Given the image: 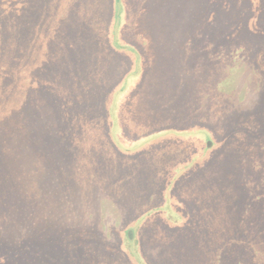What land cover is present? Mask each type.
I'll use <instances>...</instances> for the list:
<instances>
[{
	"label": "trees",
	"instance_id": "obj_1",
	"mask_svg": "<svg viewBox=\"0 0 264 264\" xmlns=\"http://www.w3.org/2000/svg\"><path fill=\"white\" fill-rule=\"evenodd\" d=\"M41 1L0 0V245L8 244L12 252L21 253L15 256L11 263L6 259L0 261V264H99L96 261L95 249L98 247L99 250L106 245L119 253L114 255H117L116 259L119 258L116 264H149L150 260L162 264L165 260L163 257L158 261L150 258L149 253L153 248L143 251L145 259L133 257L128 245L124 248L127 254L130 252L128 256L131 260L128 256L120 254L114 244H108L99 235V220H96L98 217L93 218L90 223L86 220L87 215H90L88 208L96 198H104L103 195L115 197L116 203L124 205L126 210V225L123 230L136 229L133 227L136 226L135 223L131 226L133 221L138 224L139 243L136 245L141 248L140 251L144 247V241L148 240V231L158 229L153 234L155 238L161 239L171 232L173 226H170V222L173 219L182 225L190 213L195 211L200 216L201 209L197 202L188 200L179 193L171 195L169 192L174 182L179 186L185 181H190L189 184L192 185L194 181L203 180L204 172H207V178L209 171L215 170L214 161L208 160L213 149L208 143L214 126L208 122L206 112L199 110L200 104L193 108L191 100L186 102L184 96H179L176 87L172 85L170 88L169 82L166 85L162 82L159 83V89H156L154 99L159 102L156 98L164 94L173 99L175 112H171L169 105H164V108L158 110L161 120L171 121L170 126L158 127L157 123H152L147 126L146 132L142 129H132L131 133L128 132L130 125L119 120L117 115L124 113L125 108L131 105L123 97L129 96L130 91H133L129 88L128 92L121 96L117 88L121 78L120 67L126 62L125 55L119 58L122 60L118 59L116 62L114 51L121 50H112L114 44L107 41H104V46L111 49L112 53L109 56L100 55L105 66H101L102 73L94 91L97 96L96 106L91 107L93 103L91 104L88 98L90 90L85 86L91 75V64L83 50L85 40L77 36L66 38L73 28L70 24L62 23L65 30H61L58 25L56 38L49 44L54 48L41 51L43 46L35 38L41 36L39 24H31V21L37 19L44 21L51 12V17L55 16L61 21L70 11L66 21H74L72 7L68 5L70 0H50L51 2L43 3ZM53 3L55 4L52 5ZM226 4L225 8L228 10L230 5ZM165 8L167 9V1ZM209 19H214V16L211 15ZM4 30L7 33V42ZM175 35L176 41L180 36L179 32ZM10 36L12 39L19 37L22 43L20 48L17 45H11L10 48ZM175 41L171 37H160L156 42L169 46ZM140 45L143 48L140 56L147 62L150 57L162 56L159 54L160 50H155L154 42L150 39L147 44ZM149 47L153 49L154 54H148L151 52ZM14 49L20 55L10 62V52ZM164 65L166 63L162 64ZM108 69L114 70L115 75H106ZM160 71L161 69H158L156 72ZM153 75L152 73V81ZM208 75H212V71ZM50 78L68 79L72 86L71 95L67 97V91V96H60L59 93L64 89L53 92ZM76 78L82 83H77ZM145 79L146 70L141 76V84L137 90L139 95ZM222 81L220 80L218 85ZM21 90H24V94H21ZM113 92L115 94L112 97ZM172 93L174 96H171ZM119 98L122 100L116 105L117 113L114 112L116 116L113 123L111 101ZM26 100L28 103H24ZM158 106L162 107L163 104ZM77 111L82 112L76 114ZM43 113L57 114L52 128L47 127L45 121L41 120ZM93 113L96 115L93 116ZM254 115L256 116L249 120L257 131L264 132V112L260 111L258 115ZM83 116L87 121L82 122ZM168 116L169 119L166 118ZM69 141H72L73 145L69 144ZM230 145L231 142L228 146ZM63 149L69 152L70 157ZM177 150L179 151L176 152ZM60 151L69 159H73L77 151L92 154L98 162V165L95 162L92 165L97 167L103 166V160L105 167L102 171L89 166V169L101 171V176L94 170L88 177L84 171L88 165L77 164L74 160L77 165L73 172L70 175L65 174V177H69L70 186L66 185L61 190L60 184L55 185L53 182L55 175L61 174L55 170ZM172 153L179 157H171ZM172 159L176 160L170 165ZM124 161L134 167L128 175H125L128 169H124L125 173L120 170ZM115 163L117 165L114 168ZM66 169L64 166L61 172ZM214 174L215 178H219L218 173ZM174 178L176 180L170 181ZM154 179H160L158 184L163 188L160 192L163 195L159 194L155 198L160 201L158 203H154V194H158L155 191V183L152 185ZM114 187L118 192H113ZM245 188V191H248V188ZM194 202L196 204H193ZM132 204L137 205V212L131 211ZM40 208L44 211L41 217ZM176 212L181 215L179 219ZM151 219L157 223V227L149 225ZM145 221L150 228L142 229ZM23 222L26 232L18 237ZM175 234L166 243L174 241ZM180 241L179 238L175 240L176 243ZM93 249L95 255L92 254ZM104 259L105 257H102V264H110L104 262ZM108 261H111L110 258Z\"/></svg>",
	"mask_w": 264,
	"mask_h": 264
},
{
	"label": "rangeland",
	"instance_id": "obj_2",
	"mask_svg": "<svg viewBox=\"0 0 264 264\" xmlns=\"http://www.w3.org/2000/svg\"><path fill=\"white\" fill-rule=\"evenodd\" d=\"M45 1L51 2L50 0L41 2ZM116 1L115 3L114 0H70L68 5L72 7L74 21H66L70 14L67 8L68 12L61 21L55 16L51 17L53 12L44 21L40 19L31 21L32 25L39 24L41 36L35 38L43 46L41 51L54 48L49 44L56 38L58 25L61 30H65L62 23L72 26L73 30L65 37L77 36L85 40L83 50L91 64V75L85 86L90 90L88 98L91 104L93 103L91 107H95L97 96L94 91L102 73L101 66H105L100 55L109 56L113 49H120L121 51H114L116 62L123 55L126 62L120 67L121 78L117 88L121 96L126 94L129 88L133 90L129 96L123 97L131 105L121 114L117 113L116 105L122 98L111 101V106L112 113L116 112L119 120L130 125L128 130L130 133L132 129L134 131L142 129L146 132L147 126L152 123H157L158 127L170 126L171 121L161 120L158 110L164 108V105H169L171 112H175L173 99L167 98L166 94L156 98L159 102L154 99L159 83L164 82L163 85H166L169 82L168 86L176 87V92L179 96H184L186 102L191 100L193 108L200 104L199 110L206 112L208 122L214 126L213 135L208 143L213 149L208 160L214 161L215 170L209 171L207 178V172H204L203 180L194 181L192 185L189 184L190 181H185L179 186L177 182L171 185L169 194L179 193L186 199L197 202L201 215L195 211L190 213L182 225L173 219L170 222V226H173L171 232L161 239L155 238L153 234L158 229L148 231L146 233L148 240L145 239L141 251L136 245L139 243L138 224L133 221L131 226L135 223L136 226L133 227L136 229L123 230L126 225V210L124 205L116 203L115 197L103 195L102 199L96 198L88 208L90 215H87L86 220L90 223L93 218L98 217L96 220H99V235L108 244H114L124 256H130V252L127 254L125 250L128 245L132 256L137 259L138 256L144 258L143 251L153 248L149 253L150 258L158 261L163 257L165 260L162 264H264V132L257 131L253 122L249 120L256 116L255 113L258 115L260 111L264 112V0ZM226 3L230 5L228 10L225 8ZM211 15L214 19H209ZM178 32L180 36L175 41V34ZM6 34L4 30L7 42ZM160 37H171L175 43L169 46L160 44L156 42ZM148 39L154 42L155 50H160L159 54L162 56L150 57L147 62L140 56L143 49L140 43L147 44ZM104 41L114 44L112 50L104 46ZM8 43L10 48L11 45L20 48L22 44L19 37L12 39V36L9 37ZM150 50L148 54H154L153 49ZM124 51L126 54H123ZM10 53V62L19 58L20 54L15 49ZM165 63L166 65L162 66ZM144 69L146 79L142 82L139 95L137 90ZM158 69H161L160 73L156 72ZM211 71L212 75H208ZM109 73L115 75L114 70L108 69L105 72L106 75ZM152 73L154 81L151 80ZM220 80L223 81L218 85ZM50 81L53 92L64 89L59 93L60 96H67V91L69 92L67 97L71 95L72 86L68 79L50 78ZM75 81L82 83L77 78ZM21 94H24V90H21ZM114 94L115 92L112 93V97ZM171 96H174L173 93ZM160 103L163 104L162 107L158 106ZM81 112L77 111L76 114ZM95 115L96 113H93V116ZM115 116L114 113L113 123ZM57 117L55 113L48 115L43 113L40 118L45 121L47 127L52 128ZM84 117L81 119L82 122L87 121ZM166 118L169 119V116ZM70 143L73 145L72 141H69ZM63 151L65 152L64 149ZM80 152L77 151L74 158L69 159V152H65L69 156L66 157L60 151L55 170L61 174L55 175L53 182L55 185L60 184L61 190L66 185L70 186L69 177H65V174L70 175L77 164L88 165L84 169L88 177L94 170L101 176L100 172L105 167L103 160V166L97 167L92 165L94 162L98 165L94 155ZM87 155L91 158H87ZM171 157L179 156L172 153ZM174 160L176 159H172L169 164L172 165ZM116 165L117 163L114 164V168ZM64 166L67 169L61 172ZM89 166L99 168L101 171L89 169ZM124 169H128V173L125 174L128 175L134 167L132 168L128 161H124L120 170L125 173ZM195 172L196 170L193 173ZM214 172L220 175L219 178H215ZM174 180L176 179H170ZM160 181L154 179L152 182V185L155 183V191L158 193L154 194V203L160 202L155 199L157 195H163L160 193L163 191L162 185L158 184ZM167 182L168 179L166 184ZM245 187L248 191H245ZM102 189L106 191L105 188ZM112 190L118 192L116 187ZM195 202L193 204H196ZM136 206L132 204V212H137ZM192 206L191 204V208ZM39 214L40 217L43 216L42 208ZM180 216L176 214L178 219ZM149 221L151 227H157L154 220ZM142 225V229L149 226L146 221ZM25 232L23 222L17 236H23ZM173 234L175 240L179 238L181 241L176 243L175 240H170L166 243ZM95 250L96 261L99 264H102V257H105L104 262L110 264L119 261V258L116 259L117 255L114 256L118 252L108 245L99 250L97 247ZM95 250L93 249V255ZM20 254L12 252L8 244L0 245V261L7 259L11 263L13 258ZM109 258L111 261H108ZM149 264L158 263L150 260Z\"/></svg>",
	"mask_w": 264,
	"mask_h": 264
}]
</instances>
